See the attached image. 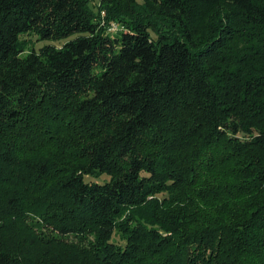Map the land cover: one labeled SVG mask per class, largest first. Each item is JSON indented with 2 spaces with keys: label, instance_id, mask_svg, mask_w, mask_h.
Wrapping results in <instances>:
<instances>
[{
  "label": "trees",
  "instance_id": "trees-1",
  "mask_svg": "<svg viewBox=\"0 0 264 264\" xmlns=\"http://www.w3.org/2000/svg\"><path fill=\"white\" fill-rule=\"evenodd\" d=\"M95 1L0 0V264H264V0Z\"/></svg>",
  "mask_w": 264,
  "mask_h": 264
},
{
  "label": "rangeland",
  "instance_id": "rangeland-1",
  "mask_svg": "<svg viewBox=\"0 0 264 264\" xmlns=\"http://www.w3.org/2000/svg\"><path fill=\"white\" fill-rule=\"evenodd\" d=\"M96 1L100 2V0H96ZM130 2H131V0H122V5L127 7ZM135 3L141 4L142 1L141 0H135ZM101 15H102V17H100L101 26L106 29V31L109 35H112V36L116 35L117 33H119V31L122 30V28H123L122 25H120L119 23L114 22V21H110V22L106 23V20L104 18V13L102 12ZM74 37L75 36H71V37L64 39V40L49 42V41H41L38 39L37 36H35L33 34L21 36L20 39L24 44V51L22 53V56L26 55L27 53H29L31 51L38 52L42 47H44L46 45L54 46L56 48H60L63 44H65L69 40H72ZM107 180H108V177L104 176V175L98 179L89 178V177L85 178L86 182L102 183V182L107 181ZM114 241L119 243V244H123L121 241H119L117 236L114 237Z\"/></svg>",
  "mask_w": 264,
  "mask_h": 264
}]
</instances>
